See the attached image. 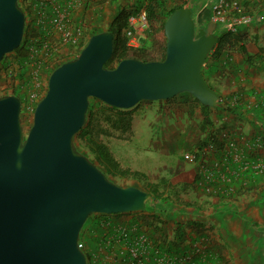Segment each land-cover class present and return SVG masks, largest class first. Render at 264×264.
<instances>
[{
    "label": "water",
    "instance_id": "1",
    "mask_svg": "<svg viewBox=\"0 0 264 264\" xmlns=\"http://www.w3.org/2000/svg\"><path fill=\"white\" fill-rule=\"evenodd\" d=\"M190 5L165 20L162 60L128 57L113 67L111 30L92 34L80 52L50 74L31 126L22 120L23 100L0 96V264H90L79 246L92 213L142 211L152 194L121 186L75 143L90 98L119 108L188 92L215 107L219 93L203 66L218 42L217 23L198 27ZM26 12L20 0H0V61L22 42Z\"/></svg>",
    "mask_w": 264,
    "mask_h": 264
},
{
    "label": "crops",
    "instance_id": "2",
    "mask_svg": "<svg viewBox=\"0 0 264 264\" xmlns=\"http://www.w3.org/2000/svg\"><path fill=\"white\" fill-rule=\"evenodd\" d=\"M141 1L72 0L74 4L70 7V12L74 21L84 24L86 40H88L93 31L108 28L109 22L116 11L130 5H133L130 8L133 10ZM219 1L198 0L200 4H206L203 6H211L210 17L205 22L206 24L211 19L213 20L212 6ZM240 2L244 12L251 15L253 21L250 24L239 26L236 33L240 36V41L234 45H227L219 60L209 59L203 68L208 83L220 95L218 104L211 107L213 123L225 119L227 120V122H224L225 125H229V127L225 126L227 129L236 125L234 129L236 131L233 134L237 136L236 139L240 145L244 142L249 143V146H244L243 150H245L246 156L249 157L250 164L249 166L241 165L240 162L231 160V168L238 170L237 175H234L228 182L216 179L214 187L217 189V193L204 194L205 196L199 199L200 201H195L201 204V210L193 211L191 209L184 212L187 215L190 214L187 219L190 226L183 227L185 233L183 232L184 236L180 243L174 245L177 239L176 231L173 237L170 235V237H166L167 232L163 227L161 232V236L166 238V244L173 247V251L177 248L178 253L188 250L187 247L192 239L207 238L208 243L213 246L217 253V258H210V264L264 263L263 260L259 259L260 255L258 254V251L264 249V240H262L264 235V192L252 195H249L250 193H238L242 187L246 188L250 184L259 186L264 182V168L257 170L253 165L254 158L264 162V0H240ZM187 3L185 5H190L191 2ZM203 6L202 11L198 13L199 23H201V13L206 9ZM205 23L201 24L205 26ZM145 32L147 30L139 33V37L132 42L134 46L148 45V34ZM130 43L131 41L128 39V44L130 45ZM241 44L247 47L251 57L249 62L246 61L245 56L239 49ZM20 97L22 96L20 95ZM188 108L187 106L186 112L191 118L197 121L203 119L199 103L193 102ZM190 123L192 124V131H195L198 135L201 129L200 124L198 123L197 126V123L194 125V122ZM189 130H191L190 127ZM201 130L205 131L206 129ZM207 131L210 143L206 141V143H201L200 139L196 138L191 142L192 148L186 152L199 151V155L204 156L209 163H219L218 168L214 167L212 170H215V177L220 178L221 173L225 172L222 155L224 150L216 149L217 147L213 149L210 146L213 143L210 134H215L216 138L224 145V133L221 136L218 131L213 129L208 128ZM242 132H246L247 137L243 136ZM258 138H261V144L257 143ZM214 145L216 144L213 143ZM222 146L220 147L222 148ZM232 154L230 153L231 156L235 157ZM196 177H198L197 173H195L190 186L197 184ZM228 203L232 205L231 209L224 207ZM125 214L128 213H116L106 217L98 215L83 226L80 238L85 243V252L91 256V264H102L106 260H109L108 264H115L112 260L115 258L116 261L118 257H122V252L126 247L123 240L117 237L119 235L116 233V226L127 225L132 227V224L137 223L135 215ZM170 214L168 218H177L174 212ZM103 237L107 241L105 247L108 248L107 251L103 252H107L109 255H102L103 261H101V257H98L97 254L103 249L101 246L96 249V246L103 241ZM154 239L161 243V238L155 236ZM96 252L98 253L96 254Z\"/></svg>",
    "mask_w": 264,
    "mask_h": 264
},
{
    "label": "rangeland",
    "instance_id": "3",
    "mask_svg": "<svg viewBox=\"0 0 264 264\" xmlns=\"http://www.w3.org/2000/svg\"><path fill=\"white\" fill-rule=\"evenodd\" d=\"M186 2H191L190 7L192 8L194 17L201 12L202 6L206 5L204 3L200 4L198 0H186ZM20 3L26 8L27 12L28 2L26 0H20ZM203 7L205 8L206 6ZM210 7L211 6L208 5L205 11L201 13V23H205L210 17ZM141 9H145L147 12L146 5ZM26 24L27 31L31 30L32 24L29 16L26 18ZM147 34V47H151L150 45L152 44V39L149 32ZM85 41L87 42V40ZM79 48L80 46H68L66 49L69 50V53H59V55L51 53V57H48L46 53H42L41 63L37 61L41 56L33 53V57L31 55L29 60L24 63V69L19 64L16 54L13 51L7 53L0 61V96L12 92H16V94L22 96V117L23 125L26 130L31 126L33 120V114H30L25 108L26 98H28L31 93L36 92H39V95L42 97L48 87V79L51 72L59 64H61L62 61L67 59L69 60L73 58L75 54H78L80 52ZM152 51L155 53L157 52V49ZM178 102V98L170 100H142L138 103V105L136 104L130 108L132 109L131 114L133 116L131 130L127 132L116 131L113 136L103 137V139L110 145L111 150L113 151L115 157L120 161L122 167L129 168L131 170H139L146 173L148 176L145 180H138L131 176H114L110 178L111 180L121 186L135 185L144 189L148 186V182H159L164 179L166 182L173 184L176 187L177 192L180 193L179 198L186 201H198L205 196L204 194H209L201 189L198 184L190 186V183H192L193 178L195 177V173L199 175V162L185 159L184 153H186L188 149L192 148L191 142L196 138H199L201 143L205 141L210 143L207 131L208 128L218 131L221 136L224 131L230 136L232 133H235L234 131L236 130L234 129L236 125L227 129L225 126L229 127V125H225L224 123L227 122V120L222 119L207 127L205 131L200 129L201 131L199 130L198 136L195 131H192V124L190 122H194L193 125L197 123L198 126V123L200 124L201 120L197 121L196 119L191 118L186 112V107L177 105ZM189 127L191 130L188 131ZM244 133L242 132V135L247 137L246 132ZM235 136L236 135H234V137ZM238 152H240L242 159V163H240L241 165L246 164L245 162H250L249 157L245 154V150L239 149ZM83 153L91 159L93 158L88 155L87 151H83ZM184 184H188L185 189H183ZM253 185L250 184L246 186V188L242 187L240 193H250L249 195H252L262 194L264 192V182L261 184L262 186L260 184L259 186L257 185L258 187ZM161 189H163V187ZM155 203L156 201L150 200L145 210L128 213L129 215H135L137 224L140 225V228L152 234L153 238L155 235L152 231V226L150 225L151 219L150 217H147L152 214ZM176 207V209L173 207L169 208L171 210H169V214L174 212L178 219L176 217L166 218L163 225H161L163 229H166V237H173L177 227L180 225L182 227L190 226V223H187V219L190 214L187 215L184 213L186 211H183L184 208H181V204H177ZM224 207L231 209L232 205L228 203L224 205ZM192 210L197 211L195 208ZM98 215L101 214H93L94 217H97ZM135 224H132L131 226ZM117 237L119 238V236ZM262 240H264V235L262 236ZM111 241L113 242L112 239ZM106 242L107 241L103 237V241L98 243V246H96V249L100 246L103 249L99 252L100 254L96 252V254L98 253V257H101V261H103L102 255H109L107 252H103L108 249L105 247ZM245 252L248 253L247 251ZM258 254L260 255L259 259L264 261V249L258 251ZM104 262L105 263L102 264H108L109 260ZM112 262L115 263V258Z\"/></svg>",
    "mask_w": 264,
    "mask_h": 264
},
{
    "label": "trees",
    "instance_id": "4",
    "mask_svg": "<svg viewBox=\"0 0 264 264\" xmlns=\"http://www.w3.org/2000/svg\"><path fill=\"white\" fill-rule=\"evenodd\" d=\"M185 4L186 0H142L133 10L130 9L133 5H130L128 7L124 6L119 9L114 17L110 20L107 28V30H111L114 33L115 43L113 54L111 58L106 61L105 65L107 67L113 68L118 64L119 61L128 57H134L145 61L162 60L165 57L167 41L164 28L165 20L174 9L184 6ZM145 5L147 8V15L150 23V27L147 30V33L149 32L152 39V44L150 45L151 47L131 46L128 44V37L125 33L126 28L129 26L130 16L134 15V13L139 12L140 9ZM21 6L26 12V8L23 5ZM32 31V34L30 30L27 31L26 24L22 42L13 51L16 54V58L18 59L19 64L23 69L24 63H26V61H28L30 58L31 46L33 44V42H30L32 35L37 37L41 34V32L38 33V31ZM99 31H93L92 34ZM216 34L219 37L218 42L209 54L205 63L209 59L213 61L219 60L222 56V53H224L225 47L227 45H234L241 39L236 32L220 29L219 24H217ZM85 43L86 41H83L81 43L79 48L80 50L85 45ZM151 49H157V52L154 53V51H152ZM239 49L245 56L246 61L249 62L251 60V57L249 56L247 47L241 44L239 45ZM52 54L59 55V53ZM76 55L77 54H75L73 57H75ZM64 61H62L61 63H63ZM204 72L205 69L203 68V73ZM176 98L179 99L177 105L182 107L188 106L190 108L193 102H197L201 105L203 116V119L200 122L201 129L205 130L207 127L213 124V120L211 118V107L202 104L197 98H195L188 92L180 93L168 99L170 100ZM131 110L132 109L130 108L126 109L109 105L98 98L91 97L86 122L75 135V143L78 149L82 152L87 151L88 155L93 157L92 160L106 173L109 178H112L114 176H131L138 180H145L148 177L146 173L139 170H131L129 168L122 167L120 161L115 157L113 151L111 150L110 145L103 139V137L113 136L114 132L116 131L127 132L131 130L133 118ZM210 139L214 144H217L219 146L223 145V143L221 144V141L218 140L213 133L210 134ZM199 176L200 175L196 177L198 181L200 179ZM187 186L188 184H184L183 189H185ZM162 187L163 189H161ZM144 189L152 194L150 200L156 201L155 207L152 210V214L147 217H150L151 219L150 225L152 226V231L156 237L161 238V243H164H160L161 248L173 251L174 248L168 246V244H166V238L161 236V232L163 231L161 224L166 218L171 215L169 214V212L171 211L169 208L173 207L174 209H176L177 204H181V208H184L183 211H190L193 208L201 210V204L195 201H186L179 198L180 193L177 192L176 187L170 182H166L164 179L160 180L159 182H148V186ZM238 192L240 193V191ZM149 201L147 202V205ZM93 214L94 213L89 216L85 225L95 218ZM100 214L103 217L113 215L107 213ZM183 232L185 233L183 227L181 225L178 226L176 229L177 239L174 242V245L182 241L184 236ZM174 251H177V248ZM86 255L89 263L91 264V256L89 255V253H86Z\"/></svg>",
    "mask_w": 264,
    "mask_h": 264
},
{
    "label": "built area",
    "instance_id": "5",
    "mask_svg": "<svg viewBox=\"0 0 264 264\" xmlns=\"http://www.w3.org/2000/svg\"><path fill=\"white\" fill-rule=\"evenodd\" d=\"M28 2L26 18L29 16L32 24V30L41 32L37 37H31V52L39 54L46 53L51 57V53H69L66 47H79L86 40L85 28L82 22L74 21L71 17L70 7L73 6L72 0H26ZM202 11V10H201ZM213 20L219 24L220 29L236 32L238 27L244 24H250L253 17L244 12L240 0H220L212 6ZM198 17V15H197ZM199 19V17H198ZM150 27L148 15L145 9L130 16L129 26L126 28V35L132 42L139 37V33L148 30ZM35 42V44H34ZM31 57V58H32ZM38 62H42V56L38 58ZM40 66V65H39ZM15 93V92H12ZM39 92L31 93L26 98L25 108L33 114L36 103L40 99ZM225 137L222 148L217 144L210 146L214 149H223V167L225 172H222L220 178L215 177V168H218L219 163H209L204 156H200L197 152H186L184 158L190 161L199 162V181L198 186L207 193H217L214 187L216 179L230 181L234 175H237L238 170L232 169L230 161L242 163L239 149L243 150L244 146H249L248 142L242 145L234 137V134H223ZM261 138L257 139V143L261 144ZM233 153L235 157L231 156ZM232 154V155H233ZM254 167L257 170L264 168V162L254 158ZM250 162H246L249 166ZM219 171V169H217ZM233 190V188H232ZM116 233L119 238L125 243V250L122 252V257H118L115 264H210V258H217L213 246L208 243L207 238L201 237L192 239L188 250L178 253L177 251H169L161 248L160 242L156 241L148 231L140 228L137 223L132 227L121 225L116 227ZM79 246L85 251V243L80 238Z\"/></svg>",
    "mask_w": 264,
    "mask_h": 264
},
{
    "label": "flooded vegetation",
    "instance_id": "6",
    "mask_svg": "<svg viewBox=\"0 0 264 264\" xmlns=\"http://www.w3.org/2000/svg\"><path fill=\"white\" fill-rule=\"evenodd\" d=\"M206 26V25H205ZM205 26H203L201 23H199L198 24V27L200 28V27H205Z\"/></svg>",
    "mask_w": 264,
    "mask_h": 264
}]
</instances>
